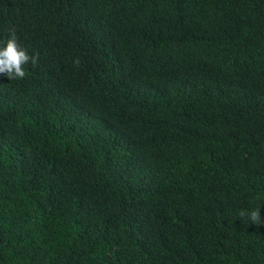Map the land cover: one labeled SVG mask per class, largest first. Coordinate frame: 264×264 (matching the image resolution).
Masks as SVG:
<instances>
[{
    "label": "trees",
    "instance_id": "obj_1",
    "mask_svg": "<svg viewBox=\"0 0 264 264\" xmlns=\"http://www.w3.org/2000/svg\"><path fill=\"white\" fill-rule=\"evenodd\" d=\"M12 30L0 264H264V0H0Z\"/></svg>",
    "mask_w": 264,
    "mask_h": 264
},
{
    "label": "clouds",
    "instance_id": "obj_2",
    "mask_svg": "<svg viewBox=\"0 0 264 264\" xmlns=\"http://www.w3.org/2000/svg\"><path fill=\"white\" fill-rule=\"evenodd\" d=\"M30 60L33 64L36 63L35 57L30 56L28 51L21 46L15 31L12 30L8 39L0 43V74L7 76L8 79H22L26 74L24 65ZM259 210H252L247 213L253 224L257 221L262 223ZM241 215H245V213Z\"/></svg>",
    "mask_w": 264,
    "mask_h": 264
}]
</instances>
